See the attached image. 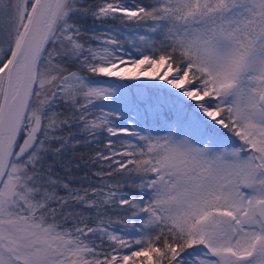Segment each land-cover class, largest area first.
I'll use <instances>...</instances> for the list:
<instances>
[{
	"label": "snow or ice",
	"instance_id": "1",
	"mask_svg": "<svg viewBox=\"0 0 264 264\" xmlns=\"http://www.w3.org/2000/svg\"><path fill=\"white\" fill-rule=\"evenodd\" d=\"M0 264H264V0H0Z\"/></svg>",
	"mask_w": 264,
	"mask_h": 264
}]
</instances>
